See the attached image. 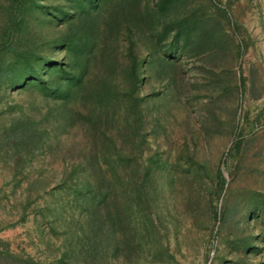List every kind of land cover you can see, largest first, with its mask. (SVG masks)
I'll list each match as a JSON object with an SVG mask.
<instances>
[{
	"label": "rangeland",
	"instance_id": "1",
	"mask_svg": "<svg viewBox=\"0 0 264 264\" xmlns=\"http://www.w3.org/2000/svg\"><path fill=\"white\" fill-rule=\"evenodd\" d=\"M0 264H264V0H0Z\"/></svg>",
	"mask_w": 264,
	"mask_h": 264
}]
</instances>
